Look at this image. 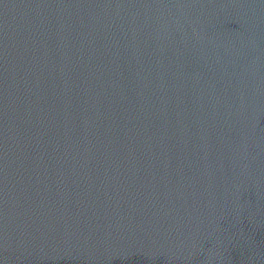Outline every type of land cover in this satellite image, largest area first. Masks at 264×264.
<instances>
[{
    "label": "water",
    "instance_id": "1",
    "mask_svg": "<svg viewBox=\"0 0 264 264\" xmlns=\"http://www.w3.org/2000/svg\"><path fill=\"white\" fill-rule=\"evenodd\" d=\"M0 264H264V0H0Z\"/></svg>",
    "mask_w": 264,
    "mask_h": 264
}]
</instances>
